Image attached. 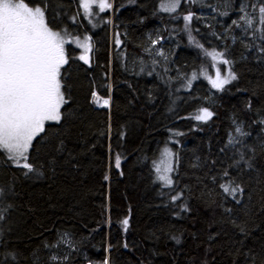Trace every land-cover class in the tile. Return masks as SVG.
I'll return each mask as SVG.
<instances>
[{
    "label": "trees",
    "instance_id": "trees-1",
    "mask_svg": "<svg viewBox=\"0 0 264 264\" xmlns=\"http://www.w3.org/2000/svg\"><path fill=\"white\" fill-rule=\"evenodd\" d=\"M163 1L113 0L94 29L78 0H25L61 35L89 36L90 65L67 46V102L32 143L33 172L0 153V264H264V0ZM212 52L236 79L185 90ZM171 141L166 187L153 162Z\"/></svg>",
    "mask_w": 264,
    "mask_h": 264
},
{
    "label": "snow or ice",
    "instance_id": "snow-or-ice-1",
    "mask_svg": "<svg viewBox=\"0 0 264 264\" xmlns=\"http://www.w3.org/2000/svg\"><path fill=\"white\" fill-rule=\"evenodd\" d=\"M95 2L97 0H81L80 7L86 15L91 16L94 14L91 6ZM179 4L180 0H168L161 7L164 11L175 12ZM110 7L107 0H98L100 12ZM45 12L43 5L30 6L25 0H0V153L6 155L17 167L26 169L25 175L34 171L33 165L27 162L32 141L44 131L46 121L58 123L61 120L60 109L67 102L61 91V68L68 63L64 48L66 40L61 32L48 25ZM259 13V23L264 25V6L259 8ZM243 19L249 26L252 25L253 21L247 14ZM184 20L187 28L192 15L184 16ZM89 40V37H85L83 42L78 39L76 41L84 49L85 55H81L79 59L85 63H88L87 53L91 51ZM116 43L119 44L120 41L117 40ZM208 55L214 60L223 56L222 53L215 52ZM220 62L229 63L226 59H221ZM208 79L213 88L223 89L236 76L229 71L227 76L221 77L220 70L217 69L216 78ZM92 99L98 106L109 105V99H102L95 92L92 93ZM201 113L195 119L207 120L213 115L207 109H202ZM164 156L170 157L171 153L165 149ZM120 163V156L117 155L115 166L119 168ZM155 170L158 179L165 186L173 184L169 174L173 170L170 161L161 159L155 163ZM221 187L233 197L238 191H243L239 186ZM0 195H3V190H0ZM3 218L0 215V220ZM128 223V219L122 221L125 230ZM52 259L57 258L53 256Z\"/></svg>",
    "mask_w": 264,
    "mask_h": 264
},
{
    "label": "rangeland",
    "instance_id": "rangeland-1",
    "mask_svg": "<svg viewBox=\"0 0 264 264\" xmlns=\"http://www.w3.org/2000/svg\"><path fill=\"white\" fill-rule=\"evenodd\" d=\"M79 1V3H81V0H78ZM181 1V0H180ZM107 3H109L110 5H111V7L110 8H106L105 9V11H103V12H100L99 11V8H98V0H97V2H95V3H93L92 4V6H91V8H92V11H93V15H91V16H89V15H86L85 14V12H84V9L82 8V12H83V16L85 17V19H87V21H88V23L92 26V28H94V29H97V28H99V27H101L102 26V21L104 20V14H106V13H108V12H110V13H112V9H113V0H107ZM166 3H168V0L167 1H163L162 2V4H166ZM162 4L160 5V6H162ZM180 5V4H179ZM179 8V7H178ZM177 8V9H178ZM161 10H162V7H161ZM163 12H167V11H164V10H162ZM109 21H110V26H112V24L114 23L113 22V20H112V16L110 15V19H109ZM64 38H65V40H66V43H65V45H64V48L66 49L67 48V46H69V45H71V46H73L74 48H76L77 50H79L80 52V56L81 55H85V52H84V49L83 48H81V47H79L78 45H77V43H76V41H77V39L78 40H80L81 42H83L84 41V39H85V37H89V36H83V37H79V36H67V35H62ZM158 42L159 41H157V43L155 44V43H153L152 44V46L151 47H153V48H156V50L158 49L157 48V46H158ZM89 43L91 44V41L89 40ZM150 47V48H151ZM157 53V52H156ZM79 56V55H78ZM211 56V55H210ZM211 58H212V56H211ZM213 59V58H212ZM221 59H224L223 57H217V59H213L212 61H211V64H212V69H211V71L212 72H203V73H196V72H193L191 75H190V77H191V79H188L189 80V84H188V80H187V84H188V86L185 88V90H189L191 87H192V85L196 82V81H198V79H200V78H203V79H206L210 84H211V82H210V80L208 79V77H211V79H215L216 78V72H217V69H219L220 70V73H221V77H224V76H227V74H228V72L230 71L229 70V67H228V64H224V63H221L220 62V60ZM194 74V75H193ZM195 77V78H194ZM212 85V84H211ZM61 91L63 92V89H61ZM66 100V99H65ZM110 103V102H109ZM63 106H64V104L62 105V107H61V109H60V111H62V108H63ZM98 106V105H97ZM47 123H57V122H51V121H46L45 122V125L47 124ZM45 125H44V127H45ZM41 133V132H40ZM39 133V134H40ZM38 134V135H39ZM37 135V136H38ZM36 136V137H37ZM35 137V138H36ZM34 138V139H35ZM34 141V140H33ZM33 141H32V143H33ZM172 141H171V143L170 144H168V145H166L165 147H164V149L162 150V152H161V154H160V156L159 157H157L158 159H156L154 162H153V168H154V172H155V177H156V180H157V182L158 183H160L161 185H163V186H165L164 185V183L162 182V181H160L159 179H158V173L156 172V170H155V163L156 162H159L161 159H164L166 162H168V161H170V163H171V166H172V171L169 173L170 174V176H171V178H172V180H173V182H174V179H173V171H174V164H175V152H174V149H173V147H172ZM31 149V148H30ZM30 149H29V152H30ZM165 149H167L170 153H171V156L170 157H165L164 156V150ZM29 152H28V157H29ZM28 162V161H27ZM13 163V162H12ZM14 164V163H13ZM15 165V164H14ZM162 167H163V165H162ZM173 185V184H172ZM171 185V186H172ZM166 187H169V186H166Z\"/></svg>",
    "mask_w": 264,
    "mask_h": 264
},
{
    "label": "water",
    "instance_id": "water-1",
    "mask_svg": "<svg viewBox=\"0 0 264 264\" xmlns=\"http://www.w3.org/2000/svg\"><path fill=\"white\" fill-rule=\"evenodd\" d=\"M88 56V63H85L83 60H81L83 63H85L86 65H90V52L87 53Z\"/></svg>",
    "mask_w": 264,
    "mask_h": 264
},
{
    "label": "built area",
    "instance_id": "built-area-1",
    "mask_svg": "<svg viewBox=\"0 0 264 264\" xmlns=\"http://www.w3.org/2000/svg\"><path fill=\"white\" fill-rule=\"evenodd\" d=\"M156 43H157V42H155V44H156ZM109 102H111L110 99H109ZM98 107H100V108H105V109H110L111 105H110V103H109V105H108L107 107H101V106H98Z\"/></svg>",
    "mask_w": 264,
    "mask_h": 264
},
{
    "label": "flooded vegetation",
    "instance_id": "flooded-vegetation-1",
    "mask_svg": "<svg viewBox=\"0 0 264 264\" xmlns=\"http://www.w3.org/2000/svg\"><path fill=\"white\" fill-rule=\"evenodd\" d=\"M65 56H66V58H67V60H68V54H67L66 49H65ZM65 65H66V64H65ZM65 65H63V67H64ZM63 67H62V68H63ZM62 68H61V70H62Z\"/></svg>",
    "mask_w": 264,
    "mask_h": 264
}]
</instances>
